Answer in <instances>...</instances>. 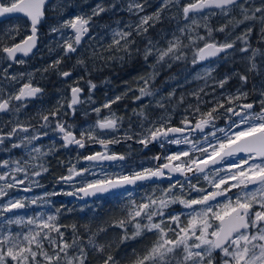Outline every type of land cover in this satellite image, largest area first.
Masks as SVG:
<instances>
[{"label":"snow or ice","instance_id":"1","mask_svg":"<svg viewBox=\"0 0 264 264\" xmlns=\"http://www.w3.org/2000/svg\"><path fill=\"white\" fill-rule=\"evenodd\" d=\"M48 0H0V25L10 19L9 14H21L30 23L31 34L24 38L21 43L14 44L11 47H4L2 51L6 53L4 59L14 61L18 64H24L23 59H17V54L28 56L33 49L37 47L38 41V26L44 19L45 4ZM86 2V0H85ZM118 2V0H117ZM144 3L139 0H129L127 10L139 14L143 12ZM172 3H180V0H161V5L152 15L141 16L139 23L134 27L131 24L126 25L128 31L113 29L112 43L109 44L105 51H111L114 47L117 51H123L126 56H131V45L135 44V40L129 39L132 32L135 31L138 35L148 31L149 21L153 24L160 20V14L165 7ZM117 7V3H113L108 9L101 5L91 9L89 13L73 14L70 17L59 21L51 26V33H59L65 35V29L72 31L71 37H66L63 44L59 45L64 50V56L77 53V49L81 46V41L90 33V28L93 26V18L99 16L102 12L113 10ZM218 9L220 14L228 17L227 22L216 28V32H225L232 25L235 29L249 21L259 20L261 24V38L264 39V0L259 7H252L250 0H195V2L187 3L182 7L183 18L190 19L189 13H200L204 9ZM239 11L240 18L231 15L235 11ZM257 13L260 15L257 16ZM214 15L215 13H209ZM204 24L201 25L196 19H191V24L180 28L179 32L185 33L188 30V44H184L181 37L173 33V39L167 41L166 48L157 47L151 40H148L147 46L143 51V58L148 60L149 56L155 55L156 63L152 65L153 73L147 78L140 77L143 80L144 87L139 89L137 100H142L144 97L153 96L154 93L149 90V81L154 78L158 71V66L172 67V62L182 61L186 59L184 52L185 48L194 47L196 51L193 53L191 63L197 65L210 57H217L220 53H224V57L232 55L228 50L234 52L247 53V59L250 62L249 70H255L257 65L255 58L257 55H264L260 49L251 48L249 38L252 35L254 25L248 24L241 34L237 35L231 42L219 43L213 37L214 29L208 24L207 17H204ZM195 26V27H193ZM205 28L206 35L197 34L192 36L190 33L196 31L200 27ZM19 34V26L10 29ZM231 34V33H229ZM202 42L203 47H200L197 42ZM239 41L241 46L236 47V42ZM251 49V51H250ZM135 51L139 52V48ZM94 57H100L101 53L95 49L92 52ZM167 58V59H166ZM108 59H119L123 61L125 57H108ZM62 61V57L58 58L49 65V68H58ZM83 59H77V64H85ZM11 67V65H9ZM44 71H48L45 68ZM214 71L212 68L204 69V76L199 73L196 79H206L211 76ZM3 76L7 77V69H3ZM64 78L72 75L70 71L60 72ZM241 81V88H238L234 94L227 95V103L235 104L236 101L247 100L249 93L243 91V86L247 84L248 77L240 73H235ZM11 81L23 79V74L20 76H11ZM231 76L224 77L219 80L218 86L224 88ZM89 89L94 90L96 85L88 81ZM70 87V97L67 100V110L64 102L58 104L52 109H40L38 115L43 123L41 128L51 129L60 135L63 143L61 147L67 148L70 145H75L78 148L85 147V141H95L103 145L106 149L104 153L97 152L93 155L85 156L83 159L87 161H117L124 160L123 155L108 154L107 145L119 142L118 140H104L95 135L97 130H116L118 121L122 122V118L116 117L115 113H110L108 117L97 119L95 125H89L80 131L79 138L75 135L73 124H68L63 120V116H75L77 105L84 103L81 100L83 89L79 86ZM132 89L129 88L128 91ZM193 92L198 101L196 105H189L188 108L193 110V115L200 113V117L195 124L185 116L181 121L182 127H172L170 125L171 117H160L159 126L156 122H152L151 126L144 131L146 135H141L138 143L148 146L153 141H159L160 146H164V142L169 144H191V149L181 151L179 153L164 156V163L158 165L155 169H144L142 171L133 172L131 174H116L113 176L104 175L102 178L89 180L84 173L95 175L90 172V169L84 168L77 170L75 165L69 168L68 175L60 177V181L72 185L75 189L73 192L65 193L66 195H79L81 198L89 196H98L103 194H111L114 197H131V192L128 186H134L138 181L149 180L153 177L161 178L167 175L171 178L172 174L179 173L189 181L188 173L196 175L197 173H205L204 179H208L206 169L210 166L219 175L223 169H215V165L221 164L226 158L234 157L237 154L243 153V164L246 168H239L237 172L229 173L219 180H213L211 186L217 189L210 193H206L205 189L197 188L195 185L188 183L191 191H195L201 195L198 198L184 199L177 196L173 189L180 186L181 191L184 190V184L177 179L170 184L167 189H161V195L156 197L153 195H145L138 203L134 199H129L124 206L126 215L115 221L117 227L122 230L119 243L123 244L129 241H135L147 234H152L155 239L151 246L147 247L142 255L136 253L133 249L135 259L132 264H264V83L260 85L259 100L260 111L254 112L256 101L244 104H237L234 107H225V103L217 100L216 105L211 110L201 113L200 103L201 97L199 92ZM253 91H256V86H253ZM0 93L3 89L0 88ZM44 94V89L39 86H34L29 74L28 82L24 83L14 95H9L6 99L0 96V112H7L10 109L11 101H21L22 103L15 108L16 112L21 110V107H26L24 101L41 100ZM126 94V93H125ZM175 95L173 90L168 94L167 98ZM65 98L62 97V100ZM121 99L116 96L111 102L105 103L104 108H111L112 103H116ZM165 99L162 97L161 100ZM184 96H180V102H183ZM90 101V96H89ZM156 105L160 108H165L161 101H157ZM223 109V113L220 112ZM239 109V110H237ZM93 111L99 117L101 109L94 108ZM188 111V109H185ZM147 121V116L141 110L136 113ZM230 114V115H229ZM87 115V113H85ZM221 115H226L229 121L227 128H217L214 121ZM50 117L52 119H50ZM57 117H61L57 119ZM238 117L239 119H233ZM53 121H55L53 126ZM143 126V125H141ZM211 126L214 130L205 133L202 144L199 149L197 143L190 139V135L197 130L201 133ZM17 130L27 133L29 129L23 125L14 126L10 132L5 135H0V145L5 143V139L16 135ZM217 132L223 133L222 137L217 136ZM179 134V137H176ZM48 132L44 131L36 135L25 136L21 142L12 143L11 148L30 147L29 155L33 152L37 156H32L36 160L38 156H46L48 153L41 151L40 147L33 146V142L40 140L42 136H47ZM211 137V139H209ZM125 139H132V136L127 132ZM214 141V142H213ZM209 148L211 151H209ZM50 149L49 151H51ZM200 152L199 156L190 155V153ZM182 157L188 159H182ZM159 160L160 157H154ZM174 161L179 163L174 164ZM27 162H25L26 164ZM239 162L233 163L232 167H236ZM14 165V167H12ZM8 171L0 173V197L8 195L9 189H15L19 185L25 183V179L29 178L28 170L22 166L20 160L10 162L4 160L2 165ZM35 170L31 173L32 176H40L43 172H47L48 168L43 164L33 165ZM15 173H24V179H19ZM76 177H80V187L76 188L73 183ZM229 180H235L236 183H231L226 188H221V185L228 184ZM37 183L38 181H33ZM251 186V187H249ZM233 188H239L240 192L235 194V199L228 196L227 193ZM29 187H25L24 191H29ZM58 193H48L46 195H57ZM217 197H224L223 202L213 203L217 201ZM39 199V198H37ZM37 199L30 201L32 204L37 203ZM179 203L186 209H193L188 213L186 223L182 225L181 216L183 212H165L172 204ZM25 202L23 199H8L3 205H0V216L5 212H11L13 209L24 208ZM193 206H200V210H196ZM59 210L54 215L44 216L41 213L38 216L25 220L22 216L15 218H7L0 224V264H87L89 260V249L97 254L100 258V264H121L111 252V244H99L95 240L98 233H93L88 241L87 248L80 243L81 238L76 235V225H71L73 238L71 242L64 239L65 233L61 228L68 227L59 224ZM159 218V219H157ZM22 226V230L13 233L10 229L5 230L4 225ZM131 226L132 231L129 232L128 226ZM27 228V231H23ZM99 231H105L100 229ZM53 233L56 235L54 236ZM171 234V235H170ZM45 243L49 245L45 248ZM71 250V254H70ZM39 257V259H38Z\"/></svg>","mask_w":264,"mask_h":264},{"label":"flooded vegetation","instance_id":"2","mask_svg":"<svg viewBox=\"0 0 264 264\" xmlns=\"http://www.w3.org/2000/svg\"><path fill=\"white\" fill-rule=\"evenodd\" d=\"M60 0H53L48 3L45 7V18L42 20L41 24L38 26V41L37 47L33 51L30 56H23L20 53L17 54V59H23L25 61L24 64H18L14 61L4 59L6 57V53L2 51L4 47H11L14 44L21 43V41L31 34L30 32V23L26 18H23L22 15L13 16L10 19L6 20L2 25H0V73H2L3 69H7L8 76L5 77L0 74V88L3 89V93H0V96L3 98H7L10 94L14 95L18 89L26 82H28L29 74H31L32 84L34 86H39L44 89V94L41 97V100H28L23 103L26 104V107H21L19 112L15 111V108L20 105L21 101H11L10 109L7 112H0V135H5L11 131V129L16 125H23L27 127L29 131L27 133L17 130L15 136L5 139V143L0 145V165L4 160H8L10 162L15 160H20L22 166L26 167L28 170L29 178L25 179V183L23 185H19L15 189H9L8 196L0 199V205H3L7 202L8 199H23L25 202V207L19 210L13 209L11 212H5L3 216H0V224L7 218H15L16 216H22L27 220L28 218H32L44 214L54 215L57 210H59L58 223H60L61 216L64 215L65 219L74 218L76 219L78 216V209H88L92 213L93 209L99 208L100 205H105L110 200L121 201L122 204H127L128 200L134 199L138 202L141 201V198L145 195H153L152 193H156L157 189L160 187H169L170 184L174 183L177 179L168 177L166 173V180L162 181H142L135 188L130 189L131 197H114V196H102L96 197L94 199H82L81 195H66L65 193L73 192L75 189L72 185L68 183H64L60 181V177L67 176L68 170L70 167L75 165L77 170H82L84 168L90 169L91 173L95 175H90L89 173H84V175L89 180H95L98 178H102L105 174L108 176H113L116 174H131L133 172L142 171L144 169H155L158 165L163 164L164 156L171 155L175 153H179L181 151H186L189 148V144H169L167 141L164 142V146H160V142L153 146H147L138 143L137 141L140 139L141 135H146L145 129L140 125H135L131 127L126 124H122L116 130H97L95 135L100 139L104 140H118L119 142H114L107 145V153L108 154H116L123 155L125 157L124 160H117L116 162L110 161H87L83 159L85 156L93 155L97 152L104 153L106 151L105 147L98 142L95 141H85L84 148H78L75 145H70L67 148L61 147L63 141L59 134L49 129L41 128L40 125L43 121L40 119L38 112L40 109H52L55 107L58 102L65 103V109L67 110V100L66 98L70 97V87L71 86H79L83 89V93L81 94V100L84 103L77 105V111L75 116H63L62 119L67 121L68 124H73L75 126L74 132L77 138H79L80 131L83 128H87L89 125H95L97 119H103L109 115V108H104V103L102 101H98V99L103 97L105 93L106 86L103 85L105 83L101 82V78L91 74H86L83 64H77V59H82V56L90 57L93 59L92 52L94 50V42L93 40L102 32H104L107 28V24L105 21L100 20L99 17L104 15L97 16L95 19V24L90 28V33L88 36H85L84 41L81 46L77 49V53L69 54V56H64V50L62 47H57V44L60 42H64L66 37L72 36V31L69 32L68 36L60 38H56L55 36H45L47 33V25L44 23L45 20L48 19L49 14V5L52 3L58 2ZM107 1V0H106ZM93 2V0H90ZM195 2V1H194ZM95 3V1H94ZM108 3H117V7L115 9L120 10L122 6L127 7L126 0H108ZM262 3V0H250V5L252 7H259ZM209 13H217L220 17L222 16L218 9H209L202 13H199V16H207ZM231 15H235L237 19L240 18L239 11H235ZM259 15V13H257ZM221 18V17H220ZM225 20L220 21H209V25L214 29L213 37L215 41L219 43L231 42L237 35L241 34L243 29L248 26V24L254 25L252 35L249 38V42L251 44V48L260 49L261 52H264V39L261 38V24L259 20L249 21L246 24H242L235 29L232 28V25L225 30V32H216L215 29L219 28L222 24L227 22L228 17H224ZM111 21L108 23L110 24ZM104 24V25H101ZM115 25L116 23H112ZM13 27L19 26V34L14 33V36H8L6 34V30ZM50 27V26H49ZM206 29L200 27V35H206ZM231 33V34H229ZM53 35V34H52ZM59 40V41H58ZM241 46L240 42H236V47L239 48ZM88 47L91 51L90 54L87 53ZM200 47H203L200 46ZM232 55L228 57H224V53H221L217 58L210 61H202L200 62V66L205 67L207 65H215L214 71L211 73V76L206 77V79H196V76H191L190 78L182 77L181 84H177L179 88L178 91L181 92V95L184 96L183 102H181V107L177 112L176 117L171 116V122L169 126L172 127H182L180 121L185 117L192 121L193 124L197 122V119L200 117V113H196L193 115V110L189 109L188 106L196 105L198 103L196 97L189 93V89H195V92H198L201 88L204 90L199 92L201 97L200 110L201 113L207 112L211 110L216 105L217 100H221L225 103V107L235 106L237 104H244L256 101L253 111L259 112L260 105L258 103L259 100V90L260 85L264 83V55H257L255 58V63L257 68L255 70H249L250 62L247 59V53L234 52L232 49L228 50ZM251 51V49H250ZM62 57V61L58 68H49V65L53 64L55 60ZM189 54L186 53V60H189ZM95 63H91L88 65V68L93 71L95 69ZM11 65V67H9ZM45 68H48V71H44ZM83 68V69H82ZM70 71L72 75L68 78H64L60 75V72ZM235 73H240L243 75H247L248 82L243 86V91H247L249 93V97L247 100L241 99L235 102L233 105H229L227 103V95L234 94L238 88H241V81L239 77L235 75ZM23 74V79H19L18 81H11V76L16 75L20 76ZM204 76V72L201 74ZM231 76V79L225 84L224 88H220L218 86V81L223 79L224 77ZM83 78H92L94 83H96V88L94 90L89 89V85L84 83ZM186 78V80H185ZM189 81H192L190 84L186 85ZM256 86V91H253V86ZM172 85L167 86L168 94L170 93L169 88ZM181 87V88H180ZM101 93V96L97 94V91ZM90 96V101H89ZM62 97L65 98L62 100ZM105 97V96H104ZM107 99V95H106ZM94 108H100L101 112L99 117L93 111ZM188 109V111H185ZM239 110V109H237ZM176 111L175 109L172 110ZM223 109H220V112L223 113ZM87 113V115H85ZM156 113V112H155ZM230 115V114H229ZM61 117H57L60 119ZM50 119H52L50 117ZM233 119H239L238 117H233ZM126 121V120H124ZM55 121H53L54 126ZM217 128H227L229 121L226 115H221L217 120L214 121ZM214 129L209 126L205 129L204 133L199 132L198 130L195 133L190 135V139L192 141H198L203 139L205 133L211 132ZM44 131L48 132L47 136H42L40 140L34 141L33 146L40 147L41 151L44 153H48L46 156H38L36 160L32 159V156H37L35 152L28 154L30 147H20V148H11L12 143H20L21 140L25 136L36 135L39 133H43ZM128 133L132 136V139H125V133ZM217 136L222 137L223 133L217 132ZM179 137V134L176 135ZM149 145V144H148ZM52 149L51 151H49ZM159 156L160 159L156 160L154 157ZM244 154L240 153L234 157L226 158L224 162H222L219 166L215 167V169H223L219 172V179L221 177H225L229 175V173H234L239 170V168H246L247 165L243 164ZM182 159H188L182 157ZM25 162H27L25 164ZM239 162L236 167H232L233 163ZM174 164L179 163V161H174ZM43 164L48 168L47 172H43L40 176H32L31 173L35 170L33 165ZM14 167V165H12ZM112 169H115L116 172H111ZM212 169L206 171L209 172ZM8 171L3 166H0V173ZM20 179H24V173H15ZM205 173H197L189 177V181L191 184L195 185L197 188L205 189L208 188L205 181L203 180V176ZM186 189H189L188 183L185 178L179 179ZM33 181H38L37 183H33ZM76 188H79L80 185V177H76L75 181ZM236 183L235 180H229L228 184L221 185V188L228 187L229 184ZM25 187H29V191H24ZM179 188L180 186L177 185ZM251 187V186H249ZM213 191H217L214 189ZM211 190H206V193L213 192ZM58 193L57 195H46L48 193ZM239 188H233L230 192L227 193L228 196L233 197L235 199V194L239 193ZM194 195L199 197V193L195 192ZM39 198V199H37ZM37 199L36 204L30 203L31 200ZM224 197H217V201H213V203L223 202ZM196 210H200V206H193ZM193 210V209H192ZM125 211V208L122 210ZM119 212V215L125 217V212ZM188 219V218H187ZM186 219V221H187ZM184 223H186L184 221ZM109 224V222H107ZM66 225L67 224H62ZM5 230L6 227H10L11 231L14 233L20 232L22 230V226L18 225H4ZM62 229V228H61ZM70 230H72L69 227ZM27 228H24L23 231H26ZM129 232L132 229H128ZM122 235V230L121 234ZM171 235V234H170ZM119 236V239H120ZM155 237L152 234H147L142 238H138L135 241H129L123 244H113L111 245L112 254L121 261V264H132V261L135 259L133 256V249L136 250V253L142 255L147 247L151 246L152 241ZM119 243V242H118ZM105 244V243H103ZM108 245V244H105ZM87 264H100V260L96 261H88Z\"/></svg>","mask_w":264,"mask_h":264},{"label":"rangeland","instance_id":"3","mask_svg":"<svg viewBox=\"0 0 264 264\" xmlns=\"http://www.w3.org/2000/svg\"><path fill=\"white\" fill-rule=\"evenodd\" d=\"M81 0H60L58 2L52 3V5H49V14H48V19L45 20V24L48 26L47 27V33L45 36H55L56 38H62L65 36L69 35V32L71 31L70 29H65V35L62 36L59 33H51L49 31V28L55 24H57L59 21H62L68 17H70L73 14H78V13H89L91 12V9L96 7L97 5H101L104 8L108 9L109 6L113 3H108V0H95L94 2H90V0H84V3H80ZM111 1V0H109ZM128 4L129 0H126ZM195 0H180V3H172L170 5H168L167 7H165L163 9V11L160 14V20L155 22L153 24V21H149V25H152L151 27H148V31L146 33H143L141 35H138L135 31L132 32V36L129 37V39H133L135 40V44L131 45V56H126L125 53L123 51H117L116 48L114 47L111 51H105V48L112 43V30L113 29H118V30H123V31H128L129 29L126 27V25L131 24L133 25V27L139 23L140 17L141 16H146V15H152L154 14L158 7L161 5V0H147V3L144 4V11L140 12L138 15L135 14V12H129L127 10V7L122 6V8L120 10L118 9H113V10H109V11H105L102 12L100 15H104L105 18H107V20H105L106 24H107V28L104 32L100 33L98 36L96 37L93 42H94V49L101 53L102 58L100 57H86V56H82V59L84 61H86L85 64H83V67L85 69L86 74H91L92 77L93 75L95 76V78L100 77L101 78V82L103 83V81L105 83H103V85L106 86V91L103 94V97L98 99V101H102L104 104L105 103H109L111 102L116 96H120L121 99L119 101H117L116 103H112L111 104V108L109 109V115L110 113H115L116 117L122 118V122H119V126H121L122 124H126L129 125L131 127H134L135 125H143L142 128L146 129L148 127L151 126L152 122H156L157 126H159L160 121V117H171V116H175L177 115V112H180L181 110V102H180V96H181V92L178 91L177 89L179 88V86H177V84H181L182 82V77H187L190 78L191 76H197V74L199 73L200 75L204 72V69L206 68H214L215 65L211 64V65H207L205 67H201L200 63L197 65H193L191 63L192 59H193V53L196 51V48L194 47H189V48H185L184 52L185 54L188 53L190 59L189 60H183L179 63L180 67L177 70V76L172 77L168 76V74L171 72V69L173 67V65L175 64V62H172V67L168 68L167 66H158V71L155 73V76L153 79H151L149 81V90L152 91L154 93L153 96H148V97H144L142 100H137L136 96L139 95V89L141 87H144V83L143 80L140 79V77H145L147 78L150 74L153 73V67L152 65H154L156 63L155 61V55L153 56H149L148 60L145 61L143 58V51L144 48L147 46V42L148 40H151L157 47L159 48H166L167 47V41L168 40H172L173 39V33H175L176 36L181 37V39L183 40L184 44H188L189 40H188V35L189 32L188 30L185 31V33H181L179 32L180 28L185 27V25H189L191 24V19H196L200 22L201 25L204 24L205 20L203 16H199L198 14H189L190 19L185 20L183 18V13H182V7L184 5H186L187 3H191L194 2ZM118 2H120V0H118ZM140 3H144V0H139ZM175 14V15H174ZM99 15V16H100ZM260 15V14H259ZM257 15V16H259ZM107 16V17H106ZM207 17V22L209 24V21L215 20L220 21V20H225L224 16H218L217 13H215L214 15H207L205 16ZM96 17L93 18V23L95 24V19ZM174 21H173V20ZM109 21H111L110 23H116L115 25L108 23ZM104 25V24H101ZM50 26V27H49ZM96 26V24L94 25ZM195 27V26H193ZM16 27L11 26V28L6 30V34L8 36H14V33H16L15 31H9L10 29H14ZM201 28H203L201 26ZM197 32L200 35V28L196 29V31L191 32L190 34L192 36H195L197 34ZM53 34V35H52ZM59 41V40H58ZM199 46H202L203 43L202 42H197ZM63 44V42H60L57 44V47H60L59 45ZM87 49V53L86 54H90L91 55V51L88 47H85ZM137 48H139V52L135 51ZM125 57V59L123 61L119 60V59H108V57ZM167 59V58H166ZM140 60V61H139ZM142 60V62H141ZM131 62L133 63L134 61H136V63H134V67H137L138 62H139V67L141 68L142 71H145L143 76H141L138 71L135 69L132 72V76L136 77L135 74H138L139 79H134L129 83H123L121 82L120 79V74H118V71L120 70V66L122 63L124 62ZM141 62V63H140ZM91 63H95L94 65L96 66L95 69L93 71H91L88 68V65H90ZM137 64V65H136ZM110 68H115L116 69V73L115 74H110L109 69ZM83 69V68H82ZM166 73H168L166 75ZM84 83L88 84V81H91L92 83H94V81L92 80V78H83ZM186 80V78H185ZM192 81H189L186 85L190 84ZM96 84V83H94ZM168 85H172L169 88V91L172 92L173 90L175 91V95L172 96L170 99L167 98L168 97V90H167V86ZM182 85V84H181ZM131 88V91H128V89ZM181 88V87H180ZM97 91V94L99 95V97L101 96V93ZM195 92V89L190 90L189 89V93L192 95V93ZM126 93V94H125ZM106 95H107V99H106ZM105 96V97H104ZM162 97H165V99L161 100ZM157 101H161L164 105L165 108H160L156 105ZM175 109L176 111L172 110ZM141 110L144 111L145 115L147 116V121H145L142 117H140L139 115H137L136 113H139ZM156 112V113H155ZM108 115V116H109ZM107 116V117H108ZM173 116V117H174ZM171 117V118H173ZM126 120V121H124ZM171 122V121H170ZM117 131V129H116ZM204 139V137H203ZM203 139H200L198 141H193L194 143H197V147L198 149L201 146H205L202 144ZM211 139V137L209 138ZM214 142V141H213ZM191 149V144H189V148L187 150ZM186 150V151H187ZM209 151H211V149L209 148ZM190 155H196L199 156L200 152L196 151L195 153H190ZM112 172H116L115 169H112L110 173ZM208 175V179H204L203 176V180L205 181L206 185L208 186V188H206V190H211L213 191L215 188L211 186V183L213 182V180H219V175L216 174L215 170H211L209 172L206 173ZM20 179V178H19ZM0 183H3L2 181H0ZM168 188V187H167ZM165 187H160L157 189L155 196L159 197L161 195V189H167ZM9 192V190H8ZM173 192L184 199H193V198H197L196 195H194L195 191H191L190 189H186L184 187V190L181 191L180 187H176L175 189H173ZM153 194V193H152ZM8 196V195H7ZM6 197V196H5ZM4 197H0V199H3ZM114 205L116 204V206H113V209H111L112 211L106 215L105 217V222H111L110 228L108 231H104L103 235L102 233L100 235H97V237L95 238L96 242L98 243L99 241H101L102 243L105 244H115V242H119V236L121 234V229L119 227L116 226L115 221L118 220V218H121L122 215H119V212L122 211L125 207L124 204H122V200L119 201H115V200H110ZM138 202V201H137ZM139 203V202H138ZM118 204V207H117ZM121 205V207H119ZM125 212V213H124ZM122 211V213H124L126 215V211ZM168 212H183L184 215L181 216V222L182 225L184 224V221L186 222V219L188 218V213L192 212V209H186L184 208L183 205L176 203V204H172L170 206L169 209L166 210L165 212V216H167ZM61 223L59 224H65V216L62 215L61 216ZM159 219V218H157ZM6 229H11L10 227H6ZM128 229H131V226H128ZM27 231V230H26ZM25 231V232H26ZM61 231H63L65 233L64 239L71 242V239L73 238V232L72 230L69 229V227H64L61 229ZM14 233V232H13ZM68 234L71 235L70 238H68ZM53 235L55 236L56 234L53 233ZM120 244V243H118ZM117 245V243L115 244ZM49 245L47 243H45V248H48ZM70 254H71V250H70ZM39 259V257H38ZM96 260H100L99 256L97 254H95L94 252L92 253V251L89 252V260L88 261H96Z\"/></svg>","mask_w":264,"mask_h":264},{"label":"trees","instance_id":"4","mask_svg":"<svg viewBox=\"0 0 264 264\" xmlns=\"http://www.w3.org/2000/svg\"><path fill=\"white\" fill-rule=\"evenodd\" d=\"M95 0H93L94 2ZM80 3H84V0H81ZM175 15V14H174ZM107 17V16H106ZM100 20H107V18H105V16H100L99 17ZM173 20V19H172ZM174 21V20H173ZM112 23H110L111 26ZM140 61V60H139ZM183 61V60H182ZM142 62V60H141ZM140 62V63H141ZM181 61H176L175 64L173 65L171 72L168 74L166 73V75L168 74V76L175 77L177 76V70L180 67L179 63ZM134 63H136V61H134L133 63L131 62H124L121 64L120 66V70L118 71V74H120V79L121 82L123 83H129L132 80L136 79L138 77V74H135L136 77L132 76V72L136 69L138 71V73L143 76L145 75L144 72L142 71L141 68L139 67V62L137 67H134ZM110 74H115L116 73V69L115 68H110L109 69ZM139 79V78H137ZM113 206H116V204L114 205L112 202H109L105 205H100V207L97 209H93L92 213H90L91 211L88 209H78L77 213L78 216L76 219L74 218H67L65 219V224H67L68 227L71 228V225L75 224L76 225V235L78 237L81 238L80 243L83 244L86 248H87V241L89 239V237L93 234V233H98L97 235H100L102 233H104V231H99L100 229H105V231H108L111 225V222L109 224H107L104 220L107 214H109L113 209ZM118 207V204H117ZM121 207V205L119 206ZM124 218V217H121ZM121 218H118L121 219ZM62 221V220H61ZM60 221V223H61ZM97 235L95 236V238L97 237ZM71 235L68 234V238H70ZM99 244H103L101 241L98 242ZM118 244V242H115V244ZM91 250L89 249V252ZM93 253V251H92Z\"/></svg>","mask_w":264,"mask_h":264},{"label":"water","instance_id":"5","mask_svg":"<svg viewBox=\"0 0 264 264\" xmlns=\"http://www.w3.org/2000/svg\"><path fill=\"white\" fill-rule=\"evenodd\" d=\"M51 1H53V0H48V2L45 4V7H46V5L48 4V3H50ZM213 9V8H212ZM207 10H209V9H204V10H202L200 13H202V12H204V11H207ZM44 12H45V8H44ZM189 14H199V13H189ZM10 15V17H13V16H17V15H21V14H9ZM44 18H45V16H44ZM84 39H85V37L82 39V41H81V44H82V42L84 41ZM35 50V48L33 49V51ZM33 51H32V53H33ZM32 53H30L28 56H30ZM22 55V54H21ZM221 55V53L218 55V56H220ZM217 56V57H218ZM217 57H210V58H208L207 60H205V61H210V60H213V59H215V58H217ZM176 135H178V134H176ZM159 143V141H153L152 143H149V147L150 146H153V145H156V144H158ZM110 162H114V161H110ZM116 162V161H115ZM220 164H218V165H215V167H217V166H219ZM209 169H212V167L210 166L208 169H206V171L207 170H209ZM165 173H167V170H165ZM187 176L188 177H191V176H193V174L192 173H188L187 174ZM172 177L173 178H175V179H180V178H185L184 176H181L179 173H175V174H172ZM167 179V177L166 176H164V177H161V178H155V177H153V178H151V179H149L150 181H162V180H166ZM145 181H147V180H145ZM140 182H142V181H138L137 182V184L136 185H134V186H128V189L130 190V189H133V188H135ZM81 196H82V193L80 194ZM111 194H103V195H98V196H89V197H83L82 199H94V198H96V197H102V196H110ZM15 210H19V209H15Z\"/></svg>","mask_w":264,"mask_h":264}]
</instances>
